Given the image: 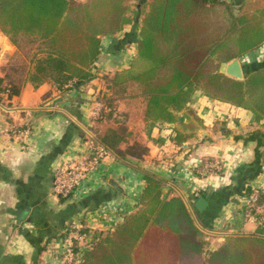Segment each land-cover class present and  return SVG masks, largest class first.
Returning <instances> with one entry per match:
<instances>
[{
  "label": "crops",
  "instance_id": "1",
  "mask_svg": "<svg viewBox=\"0 0 264 264\" xmlns=\"http://www.w3.org/2000/svg\"><path fill=\"white\" fill-rule=\"evenodd\" d=\"M147 1L137 2L132 22L121 32L101 38L94 77L79 88L25 82L18 95L0 94V264H65L64 233L74 225L91 232L111 229L137 208L145 173L162 182V195L183 200L206 241L205 250L217 248L226 236L255 230L256 224L253 230L242 229L253 221L242 206L248 188L264 193V120L255 121L248 108L208 97L196 85L185 88L181 108L172 111L175 121L147 116L148 97L128 75L137 69L146 9L141 7ZM226 1L235 11L242 0ZM14 47L0 32V77ZM236 59L243 76L264 65V43ZM229 62L220 65L224 74ZM26 124L27 137L13 133ZM107 129L123 137L121 149L138 142L146 154L121 158L109 149L70 199L55 196L56 169L85 152L88 139L99 141ZM176 133L180 143L173 140ZM206 160H218L220 170L197 174ZM199 196L208 202L203 211L195 206ZM256 210L264 212V205Z\"/></svg>",
  "mask_w": 264,
  "mask_h": 264
},
{
  "label": "trees",
  "instance_id": "2",
  "mask_svg": "<svg viewBox=\"0 0 264 264\" xmlns=\"http://www.w3.org/2000/svg\"><path fill=\"white\" fill-rule=\"evenodd\" d=\"M133 1L0 0V32L17 46L19 36L37 42L25 78L5 87L0 77V94L18 95L25 82L61 90L91 80L101 38L132 22ZM142 14L137 69L128 75L148 97L147 116L175 121L172 111L181 108L185 88L196 85L208 97L248 108L255 121L264 120V65L245 72L242 80L220 70L222 63L264 43V0H242L235 11L226 0H148ZM122 140L113 129L99 137L121 158L146 154L138 142L121 149ZM173 140L183 139L176 133ZM143 178L137 208L107 231L83 228L89 238L85 245L75 244L71 264H264V222L253 234L226 236L206 252L183 200L162 195V182L153 175ZM259 205H264L262 190Z\"/></svg>",
  "mask_w": 264,
  "mask_h": 264
},
{
  "label": "built area",
  "instance_id": "3",
  "mask_svg": "<svg viewBox=\"0 0 264 264\" xmlns=\"http://www.w3.org/2000/svg\"><path fill=\"white\" fill-rule=\"evenodd\" d=\"M100 111V106L93 110V114L97 115ZM13 133L25 138L30 133V126L24 125L21 128L12 130ZM109 148L95 138H89L87 141V149L80 153L73 160L61 164L53 174V193L55 196L63 199H70L74 190L79 186L83 178L91 171L95 170L98 164L109 154ZM221 168L218 160H207L201 163L196 169V173L203 175L211 172L219 171ZM260 189L258 187H251L248 194L244 198L245 216L256 221L259 224L264 222V212L261 211L258 218L255 214L257 212V201ZM256 212H255V211ZM83 227L79 225L71 226L65 233L62 239L61 254L62 260L65 264H71L77 254L75 252V244L85 245L89 235L82 230Z\"/></svg>",
  "mask_w": 264,
  "mask_h": 264
},
{
  "label": "rangeland",
  "instance_id": "4",
  "mask_svg": "<svg viewBox=\"0 0 264 264\" xmlns=\"http://www.w3.org/2000/svg\"><path fill=\"white\" fill-rule=\"evenodd\" d=\"M138 1L139 0L129 3V9H130L131 15L134 13L136 9V4ZM145 8H146V3L142 5L141 11L144 10ZM28 41H29V38L25 36H19L18 38L19 46H17L11 41L15 47H14V51H12V54L10 55L8 60L5 62L4 65H2L3 66L2 67V73H3L2 77H4L3 86L7 87L10 80H13L19 83V82H22V80L25 78V72L27 70L28 60L30 59L37 45V42L32 44V43H27ZM243 214L245 216V212H243ZM245 217L249 219L247 216ZM255 224L257 226L259 223H257L256 221H252L247 224L245 223L244 226H242V229L243 230L252 229ZM252 233H254V231Z\"/></svg>",
  "mask_w": 264,
  "mask_h": 264
},
{
  "label": "water",
  "instance_id": "5",
  "mask_svg": "<svg viewBox=\"0 0 264 264\" xmlns=\"http://www.w3.org/2000/svg\"><path fill=\"white\" fill-rule=\"evenodd\" d=\"M224 72H225L226 75L231 76V77H233L235 79H238V80H242L243 79V69H242V67L240 65L239 60L236 59V58L231 60L229 63L226 64ZM177 119L179 121H182L183 120V116L177 114ZM207 205H208V202L205 199V197H203V196H199L197 198L196 202H195V206H196V208L199 211H203L207 207ZM190 214H191V216H192V218H193V220L195 222V219H194L192 213H190ZM195 224H196V222H195ZM237 235H239V234H237ZM244 235H247V234H244Z\"/></svg>",
  "mask_w": 264,
  "mask_h": 264
}]
</instances>
